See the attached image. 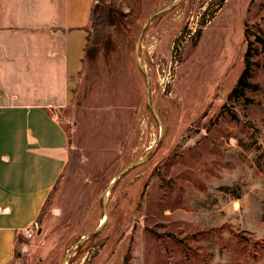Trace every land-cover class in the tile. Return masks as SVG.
<instances>
[{
  "label": "rangeland",
  "instance_id": "1",
  "mask_svg": "<svg viewBox=\"0 0 264 264\" xmlns=\"http://www.w3.org/2000/svg\"><path fill=\"white\" fill-rule=\"evenodd\" d=\"M172 1H103L109 36L56 110L66 165L10 264H264V45L247 56L245 31L264 0H182L145 29L143 71L141 27ZM28 37L34 59L49 42ZM246 59L256 87L230 98Z\"/></svg>",
  "mask_w": 264,
  "mask_h": 264
},
{
  "label": "crops",
  "instance_id": "2",
  "mask_svg": "<svg viewBox=\"0 0 264 264\" xmlns=\"http://www.w3.org/2000/svg\"><path fill=\"white\" fill-rule=\"evenodd\" d=\"M94 1L0 0V264L38 224L66 165L70 137L56 110L72 103ZM28 31L49 42L34 59Z\"/></svg>",
  "mask_w": 264,
  "mask_h": 264
},
{
  "label": "trees",
  "instance_id": "3",
  "mask_svg": "<svg viewBox=\"0 0 264 264\" xmlns=\"http://www.w3.org/2000/svg\"><path fill=\"white\" fill-rule=\"evenodd\" d=\"M104 0H95L91 10V24L86 28L87 30V41H86V54L91 50L92 46L104 43L108 38V32L110 27V11L105 7ZM246 40L249 42V47L247 49L246 55L250 54L251 43L253 42L250 37L255 36L256 41L264 45V34L257 22L246 24ZM251 76V65L250 61L246 59V67L242 72L238 83L233 87L230 93V98L234 95H240L245 88L256 87L251 82H249V77ZM243 94V93H242ZM25 236H18L17 243L22 240ZM16 243V246H17ZM16 252V249H15ZM15 255V253H14Z\"/></svg>",
  "mask_w": 264,
  "mask_h": 264
},
{
  "label": "water",
  "instance_id": "4",
  "mask_svg": "<svg viewBox=\"0 0 264 264\" xmlns=\"http://www.w3.org/2000/svg\"><path fill=\"white\" fill-rule=\"evenodd\" d=\"M181 0H174L172 1L170 4L168 5H165L163 7H161L160 9L156 10L154 13H152L151 15H149L147 17V19L144 21L142 27H141V30L139 32V36H138V39L136 41V51H135V54H136V59H137V62H138V65L140 66V68L145 71L144 67L142 66L141 62L139 61V55H138V51H139V46H140V41H141V38L143 36V33L145 31V29L147 28V26L149 25L150 21H152L156 16L162 14L163 12L165 11H168L170 8H172L173 6L177 5ZM148 78V83H149V77L147 76ZM156 113V112H155ZM157 114V113H156ZM139 163V162H137ZM135 163V164H137ZM129 166H127L125 169L123 170H126L127 168H129ZM123 172V171H122ZM118 178V177H117ZM112 186L114 185V183L111 184ZM111 186V187H112ZM103 224V223H102ZM99 229V228H98ZM98 229L96 231H98ZM65 264V260H64V263Z\"/></svg>",
  "mask_w": 264,
  "mask_h": 264
},
{
  "label": "built area",
  "instance_id": "5",
  "mask_svg": "<svg viewBox=\"0 0 264 264\" xmlns=\"http://www.w3.org/2000/svg\"><path fill=\"white\" fill-rule=\"evenodd\" d=\"M34 233V229H30L28 232H27V235L28 236H32Z\"/></svg>",
  "mask_w": 264,
  "mask_h": 264
},
{
  "label": "flooded vegetation",
  "instance_id": "6",
  "mask_svg": "<svg viewBox=\"0 0 264 264\" xmlns=\"http://www.w3.org/2000/svg\"><path fill=\"white\" fill-rule=\"evenodd\" d=\"M181 1H182V0H181ZM181 1H180V2H181ZM180 2H179V3H180ZM179 3H178V4H179ZM172 8H173V7H172ZM154 12H155V11H154ZM154 12H153V13H154ZM151 14H152V13H151ZM151 14H150V15H151ZM162 14H163V13H162ZM160 15H161V14H160ZM158 16H159V15H158ZM156 17H157V16H156ZM156 17H155V18H156Z\"/></svg>",
  "mask_w": 264,
  "mask_h": 264
}]
</instances>
